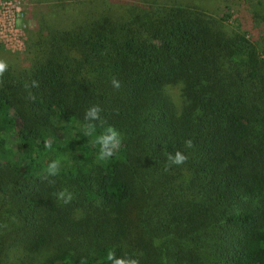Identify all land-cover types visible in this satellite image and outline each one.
Segmentation results:
<instances>
[{"label":"trees","instance_id":"trees-1","mask_svg":"<svg viewBox=\"0 0 264 264\" xmlns=\"http://www.w3.org/2000/svg\"><path fill=\"white\" fill-rule=\"evenodd\" d=\"M51 1L91 7L40 17L0 77V264H264V45L181 0Z\"/></svg>","mask_w":264,"mask_h":264},{"label":"rangeland","instance_id":"rangeland-1","mask_svg":"<svg viewBox=\"0 0 264 264\" xmlns=\"http://www.w3.org/2000/svg\"><path fill=\"white\" fill-rule=\"evenodd\" d=\"M92 1V0H90ZM189 6H201L230 30L246 34L259 46L264 45V0H181ZM106 5L142 4L145 0H97ZM101 8V4L92 7ZM88 7L60 6L51 0H0V60L15 67L27 65V42L37 21L44 14L64 13L67 17L85 12ZM119 6L114 7V9ZM95 12V11H91ZM15 139V137H14Z\"/></svg>","mask_w":264,"mask_h":264},{"label":"clouds","instance_id":"clouds-1","mask_svg":"<svg viewBox=\"0 0 264 264\" xmlns=\"http://www.w3.org/2000/svg\"><path fill=\"white\" fill-rule=\"evenodd\" d=\"M8 65L4 60H0V77L7 71ZM112 86L114 88H119L120 81L118 79L113 78L111 81ZM38 81L33 80L31 83V87H38ZM182 87L183 85H179ZM28 87V85H26ZM34 99V97H32ZM102 109L99 105H93L86 109L84 114L85 124L82 125L84 130V135L86 137H93L92 144L93 146H98V159L107 160L108 158L114 156L116 152L119 150L121 145V135L120 133L112 126L106 127L101 133H96L95 121L101 120ZM185 148L193 147V142L191 139L185 140L184 142ZM46 148H51V141H47L45 144ZM167 163L165 170L167 171L172 165H181L185 163L188 159L187 155L183 154L181 151L177 150L175 154L168 153L167 154ZM60 171V161L53 160L49 162L47 165V175L48 177H55L59 174ZM50 183H54V181H50ZM58 200H62L65 204H68L72 200V193L67 189H62L58 193H54ZM159 241H154V244L158 245ZM106 260L111 262V264H139V260L132 256H117L116 253L112 250H108L106 254Z\"/></svg>","mask_w":264,"mask_h":264}]
</instances>
